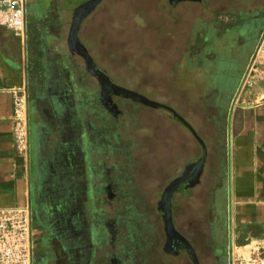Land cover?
<instances>
[{"label": "rangeland", "instance_id": "1", "mask_svg": "<svg viewBox=\"0 0 264 264\" xmlns=\"http://www.w3.org/2000/svg\"><path fill=\"white\" fill-rule=\"evenodd\" d=\"M87 1L53 0L43 17L54 21L55 29L62 19L68 34L74 9ZM209 1L215 2L212 6L218 11L223 9L216 5L219 0H204L203 4ZM208 16L209 13L194 0H100L85 16L78 33L79 42L94 59L96 68L114 85L170 109L139 104L116 94L118 97L114 96L113 101L120 113L114 118L102 104L96 103L102 89L92 72L91 77H86L82 59L75 55L72 62L67 61V74L59 82L67 85L74 97V116L82 138L80 145L90 152L86 158L91 171L103 170L105 174L104 179L92 182L94 185L110 182L113 189L117 186L115 182L121 183L120 194L113 201L107 202L106 198L101 201L102 195L101 200L92 201V205L87 201L89 223L86 229L97 234L95 238L89 232L85 236L89 250L85 248L83 258L89 264H109L110 257H116L118 264H164L163 217L159 209L162 192L182 173L184 163L199 158V146L205 156L200 185L179 199L177 215L181 225H187L194 214L193 199L197 192H200L202 224L207 208L225 192V153L211 151L210 139L201 134V123L189 114L190 109L199 104L198 94L184 85L180 67L184 55L192 58L195 54L198 19ZM260 54L258 46L255 61L248 68L246 84L254 78L259 79L263 73L258 66ZM190 58L189 63H192ZM29 97L26 95L28 140L31 128ZM174 112L185 122L177 120ZM45 120L52 124L51 118ZM98 129L102 132L98 133ZM218 142L223 144L225 138ZM28 148L26 144L27 152ZM97 148L101 149L99 157ZM224 198L221 199L226 207ZM92 206L96 209L93 213ZM198 212L199 209L196 214ZM224 214L226 219V212ZM236 224L234 220L230 222L232 260L233 264H245L262 255L264 248L256 247L249 254L247 241L237 236L239 226ZM233 234L237 236L235 239ZM51 241L47 264L79 263L75 255L71 258L70 253Z\"/></svg>", "mask_w": 264, "mask_h": 264}, {"label": "flooded vegetation", "instance_id": "2", "mask_svg": "<svg viewBox=\"0 0 264 264\" xmlns=\"http://www.w3.org/2000/svg\"><path fill=\"white\" fill-rule=\"evenodd\" d=\"M227 1L230 0L216 2L217 7L224 8L219 11L212 6L214 1H209L207 4H203L204 0L197 1L209 16L206 19H198L195 54L192 58L184 55L180 65L183 69L184 85L192 89L194 94H198L199 104H196L194 109H190L189 114L201 123V134L210 139L211 151L219 150L216 141L223 138L227 140L229 137V121L232 113L236 112L235 100L241 88L244 89L248 68L254 62L255 51L264 32V10L249 12L244 9H234L233 11V9H225ZM85 18L80 23L77 36ZM78 40H80L79 36ZM69 50L82 59L84 67L88 69L77 49L69 48ZM189 58L192 63H189ZM87 71L89 72V69ZM54 77L53 74V79ZM93 77L102 89V95L96 97V103L102 104L105 111L117 118L120 110L113 101V97L116 96L113 87H107L97 76ZM43 89L52 110V124L36 120L29 130L35 142L29 204L37 228L41 231L40 238L43 245L51 248V240H53L66 253H70L71 258L74 255L76 259L78 258L79 263L76 264H89V261L85 262L83 258L85 248L89 250V245L85 241V236L89 232L86 229L89 223L87 201L92 205V201L101 200V195V201L105 198L107 202L113 201L120 194L118 190L121 183L115 182L114 185L117 186L114 189L110 182L93 184L92 181L95 179H104L105 174L103 170L96 173L91 171L90 163L86 158L90 156V152L88 153L86 146L80 145L82 138L74 116L75 100L70 93L71 90L59 80L46 83ZM135 102L140 104L138 101ZM100 132L101 129H98V133ZM199 148L201 151L199 158L192 163H184L182 173L173 179L184 175L183 180L172 189L169 196L171 224L175 230L173 241L168 240V231L163 219L164 264H233L228 202L226 201L225 207L221 196L216 203H213L215 205L211 204V207L207 208L204 224H202L200 192H197V197L193 199L194 214L189 219V223L182 226L178 219L179 199L200 185V179L195 185L190 184L198 160L202 156V149L200 146ZM100 151L101 149L97 148L98 157ZM196 202H198L197 207H195ZM163 207L162 204L159 206L161 210ZM92 209L93 213L96 209L93 206ZM197 209L199 212L196 214ZM225 212L226 219H224ZM100 213H103V210H100ZM89 233L93 238L97 237L95 231L90 230ZM109 264H118L117 258L110 257Z\"/></svg>", "mask_w": 264, "mask_h": 264}, {"label": "crops", "instance_id": "3", "mask_svg": "<svg viewBox=\"0 0 264 264\" xmlns=\"http://www.w3.org/2000/svg\"><path fill=\"white\" fill-rule=\"evenodd\" d=\"M52 3L53 0H27L26 41L0 26V209L29 203L33 181L34 136L31 132L27 138V152L17 139L24 122L15 116V98L22 91L27 98L31 97L28 102L31 128L36 120L46 122L52 117V110L43 86L65 78L67 61L72 62L75 56L68 48L70 30L67 34L66 23L61 19L55 29L54 21L43 17ZM226 7L233 11H261L264 0H230ZM84 69L89 78L90 71ZM247 83V91L243 89L235 100L229 137L223 144L218 142L221 139L216 142L218 152L226 156L225 192L220 196L228 202L230 221H236L237 236L247 241L250 254L256 247L264 248V71L259 79ZM40 234L37 228L34 264H47L50 248L43 245ZM237 236L233 234V239Z\"/></svg>", "mask_w": 264, "mask_h": 264}, {"label": "built area", "instance_id": "4", "mask_svg": "<svg viewBox=\"0 0 264 264\" xmlns=\"http://www.w3.org/2000/svg\"><path fill=\"white\" fill-rule=\"evenodd\" d=\"M26 6L27 0H0V26L10 29L25 41L28 38ZM258 46L262 52L258 66L262 67L260 71H264V32ZM14 113L18 121L24 122L17 139L26 148L27 109L23 91L15 98ZM36 230V220L29 203L0 209V264H34L37 258ZM261 254L257 259L249 260L245 264H264V250Z\"/></svg>", "mask_w": 264, "mask_h": 264}, {"label": "water", "instance_id": "5", "mask_svg": "<svg viewBox=\"0 0 264 264\" xmlns=\"http://www.w3.org/2000/svg\"><path fill=\"white\" fill-rule=\"evenodd\" d=\"M194 1H200V0H194ZM100 2V0H88L87 2H85L84 4L79 5L77 8L74 9V16L72 19V23H71V28L69 31V36H68V48H72L73 50H76L79 52V54L84 58L86 65L89 69L90 72H92L95 76H97L100 80L101 83H103L104 85L111 86L113 87V90L115 92V94L120 95L122 97H126L129 99H132L134 101H138L142 104H145L147 106L150 107H162V108H166L169 109V107L151 101L149 99H146L143 96L138 95L135 92H132L130 90H126L123 89L121 87H118L114 84H112L110 82V80L108 79V77L102 73L101 71H99L96 66L94 65L91 57L89 56L87 50L85 49V47L79 42L78 40V36H77V32L80 26V23L82 21V19L91 11L95 8V6ZM95 67V68H94ZM109 84V85H108ZM170 110V109H169ZM174 115L180 119L183 123L185 122L178 114H176L174 112ZM204 160H205V156H202V158L198 161L197 163V169L196 172L192 178V180L190 181V184L193 186L195 185L200 178V175L202 173V169H203V164H204ZM184 175L173 180L164 190L163 195H162V199H161V203L162 205H164L162 211H163V219L165 221V225L167 227V224L170 225L171 230L173 231V233H175V230L172 227L171 224V218H170V212H169V196H170V192L172 191L173 188L177 187V185L183 180ZM160 209V208H159Z\"/></svg>", "mask_w": 264, "mask_h": 264}, {"label": "bare ground", "instance_id": "6", "mask_svg": "<svg viewBox=\"0 0 264 264\" xmlns=\"http://www.w3.org/2000/svg\"><path fill=\"white\" fill-rule=\"evenodd\" d=\"M167 231H168V240H174V235L175 233H173V231L171 230V227L169 224H167Z\"/></svg>", "mask_w": 264, "mask_h": 264}]
</instances>
